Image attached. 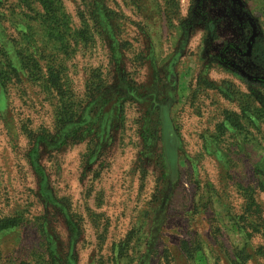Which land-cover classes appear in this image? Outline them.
<instances>
[{
  "label": "rangeland",
  "instance_id": "374dc122",
  "mask_svg": "<svg viewBox=\"0 0 264 264\" xmlns=\"http://www.w3.org/2000/svg\"><path fill=\"white\" fill-rule=\"evenodd\" d=\"M45 1L0 0V264H264V0Z\"/></svg>",
  "mask_w": 264,
  "mask_h": 264
},
{
  "label": "trees",
  "instance_id": "16d2710c",
  "mask_svg": "<svg viewBox=\"0 0 264 264\" xmlns=\"http://www.w3.org/2000/svg\"><path fill=\"white\" fill-rule=\"evenodd\" d=\"M39 1V3L41 4V3H43L44 2V4H46V1L45 0H38ZM45 6V5H44ZM47 6V5H46ZM49 10V9H48ZM264 83V82H263ZM221 91H222V89H221ZM222 92H227V91H225L224 89H223V91ZM258 100L260 101V103L261 104H263L264 105V97L263 96H259L258 97ZM229 123H230V125H229ZM234 123V120L233 119H231V117H230V119H229V117H226V119H224L223 120V123L221 124V127H222V129H235L236 127H234V126H237V124H233ZM11 225H13V222H11V220H8V223H5V225H3V226H5V227H10ZM184 247L186 248V247H188V243L187 242H184ZM189 248V247H188ZM188 253V255L189 256H194V252L192 253V252H190L189 250L187 251ZM148 254H149V250H148Z\"/></svg>",
  "mask_w": 264,
  "mask_h": 264
},
{
  "label": "crops",
  "instance_id": "0c3cea01",
  "mask_svg": "<svg viewBox=\"0 0 264 264\" xmlns=\"http://www.w3.org/2000/svg\"><path fill=\"white\" fill-rule=\"evenodd\" d=\"M192 212V211H191ZM152 220H153V222H154V226L155 227H158L156 224H160V218L159 217H155V216H152ZM151 231H154L153 229L151 230ZM158 235H159V233H158ZM184 242H187L186 240H184ZM188 243V242H187ZM189 247V248H188ZM188 247H184V251L186 252V253H188L187 251L189 250L190 252H192V247L190 246V244L188 243ZM194 251V250H193ZM193 253V252H192ZM209 264H212L211 262L209 263Z\"/></svg>",
  "mask_w": 264,
  "mask_h": 264
}]
</instances>
